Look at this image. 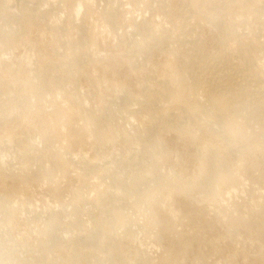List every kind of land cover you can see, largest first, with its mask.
Returning <instances> with one entry per match:
<instances>
[{
	"label": "rangeland",
	"instance_id": "1",
	"mask_svg": "<svg viewBox=\"0 0 264 264\" xmlns=\"http://www.w3.org/2000/svg\"><path fill=\"white\" fill-rule=\"evenodd\" d=\"M253 1L0 0V264H264V85L238 65L242 49L264 69V0ZM183 66L254 111L230 114L248 141L219 122L196 136L175 128L187 117L179 101L152 95ZM28 75L47 93L22 102L17 79ZM57 105L55 136L35 138L46 127L35 119ZM85 109L104 124L100 137ZM144 130L161 154L136 147ZM30 139L49 157L24 151ZM209 148L235 184L205 188L198 161ZM53 152L69 160L62 172ZM151 157L166 181L133 184Z\"/></svg>",
	"mask_w": 264,
	"mask_h": 264
},
{
	"label": "bare ground",
	"instance_id": "2",
	"mask_svg": "<svg viewBox=\"0 0 264 264\" xmlns=\"http://www.w3.org/2000/svg\"><path fill=\"white\" fill-rule=\"evenodd\" d=\"M253 2L255 3V5L257 4L256 1H253ZM255 9H257V8L255 7ZM21 10H23V8H21ZM76 12H78V11H76ZM4 35H5V38H8V37H6V34H4ZM8 35L9 34H7V36ZM10 36H9V38L11 39ZM9 38H8V42H10ZM5 40H7V39H5ZM241 50L238 49V54H239L238 65L239 66L242 65L241 67L244 68L243 70H247L249 72L248 74H250L251 76H255V80H254L255 82H257V83L259 82L262 85H264V76H263L264 69L260 65H258V63L255 61V59L252 55L248 54L247 52H241ZM4 53H6V52H4ZM236 55H237V53H236ZM2 61H3V59H2ZM184 68H185V66H183L181 68L182 71H176L172 75V77L168 78V81L170 82L169 84H166V86L157 87L155 90H153V95H152V97H155L159 100H162V99L163 100H172L173 98H176V100L179 101L178 102L179 104L176 103L177 108L180 111L184 112L187 117L185 119H179L178 118V122L176 123L175 128L180 129V130H184L186 127H191V129L189 128L192 132L191 136H196V134H197L196 130L210 129L211 131H214L215 128L212 127L213 124H215V123L218 124V122H219V124L220 123L222 124L221 126H222L223 131L230 130L235 136L242 138L241 141H248V138H249L248 131L244 130L243 127H235L234 126V120L230 119V114H232L231 112H233V114H234L236 109L239 112H242L243 109H246V111H248V113H250V114L247 113V115L249 116L250 120H252L255 117L254 111L249 112V110H251L250 107L246 106L244 103H243L244 105H242L241 103L243 101H241V100H240L241 103L238 102L236 105L235 102L233 101L234 97L230 93L231 91L230 92L227 91V92H224L223 94H219V92H217L214 89V87L209 86L210 84L206 85L205 84L206 82L203 84L202 79L200 80V78H198L200 73L198 74V77L194 76L193 79H188L186 74L183 72ZM239 70L241 71V69H239ZM197 71H196V73H197ZM17 80H18L19 86L16 89L19 92V95L22 99L21 100L22 102H28L29 98H31L32 95H36V94L41 95V94L47 93L46 83L43 82L41 79L40 80L32 79V78H29V75H28V76H24V77H18ZM203 80H205V79H203ZM210 82H212V81H210ZM210 82H208V83H210ZM218 83H219V81H218ZM215 86H218V85L215 84ZM222 86H223V84H222ZM240 87L241 86H239L238 93H240L241 95H245V96L248 95L251 98V95L249 92L250 89L248 90V89H246V87L245 88L242 87L240 89ZM255 87H257V86H255ZM174 90L176 91L175 96H174ZM248 96H247V98H248ZM152 97H149L148 100H150V98H152ZM247 98H246V100H247ZM25 100H27V101H25ZM236 102H237V100H236ZM261 103H262V101H261ZM238 104H241V106L239 107ZM205 105L209 106L210 109L207 110L205 108ZM247 108H249V110H247ZM87 111L85 109V112H86L85 117L87 118V120L89 121V123L91 125L97 126L96 135H97V137H100L105 131L104 124L102 123L101 119L99 117H97V115L91 114V110L89 112H87ZM246 111H245V114H246ZM63 113H65L64 110L61 107H58V105H57V108L54 111L50 112L49 114L48 113L45 114L46 116L44 115L43 117L42 116L39 117V114H38L37 117H39V118L36 117L37 120L35 119V122L40 123V124H44V125H46V127L40 131H37V135L35 138H37V136H39V138H41L44 141V140H47V138H48V140L51 139L49 137L55 136V132L52 128H56L55 124L59 121V118L63 115ZM235 113H237V112H235ZM41 114H43V113H41ZM214 114L219 115V117L215 116ZM238 114H240V113H238ZM242 114H243V112H242ZM239 116L242 117L241 114ZM216 117L219 119L214 120L213 118H216ZM243 117H244V115H243ZM28 119L30 120L29 122H32V120L30 118H27V120ZM258 119H260V120H258ZM261 119L264 120L263 112L260 114L259 117H257L258 121H263ZM251 124H252L251 121H249V123L245 126H250ZM168 126H169V123H168ZM182 128H184V129H182ZM115 130L119 131L120 128H117ZM59 131H60V138L63 137L62 139H65L64 138L65 136L62 134V131L61 130H59ZM146 133H147L146 130H144L141 135H138V138H137L138 142H137L136 147L138 148V146L142 145V146H140L142 148H139V149L140 150L144 149L145 150L144 153L145 152L146 153L153 152V153H160L161 154L162 150H163L161 147V143H160L161 141L155 140V139H149L148 136L145 135ZM149 135H151V134H149ZM130 140H131V138H130ZM213 141H214V139H213ZM33 142L34 141L31 139L29 141H27L25 143V145L23 146L24 151H27V150H35V151L37 150L38 151V150H40L39 147H36ZM138 144H140V145H138ZM43 148H45V147H43ZM217 149H218V147L215 146L214 151L218 152ZM43 150H42V152H43ZM35 151H33V152L35 153ZM137 151H138V149H137ZM212 152H213V150L209 148L208 151H205V153L202 154V156L200 157V160L198 161L200 163L199 170L201 169L200 174L202 177L206 178V179L203 178V180L211 181V182H208L205 184V188L207 190H214L215 189V187L210 185V184H213L214 182H216L217 184H224L225 182L226 183L230 182V180H231V182H233V180L236 178L235 176H238L234 173L236 170L232 169L233 165L230 168V170L231 169L232 170L231 171L229 170L230 172L228 171L229 173L225 175L224 174L225 169H229L230 161L227 160L226 156H223L226 159L220 158L218 163H214L215 155ZM41 153L38 151V153L35 154L34 159L38 158ZM43 153L46 154V152H43ZM45 154H43V155H45ZM32 156H34V154ZM50 156L52 157V159H55L56 164H54V166L56 168H58L59 170L61 169V172L64 170L65 166L69 165V160H67L64 157L62 152L61 153L60 152H56V153L53 152V154H51ZM47 157H49V156L47 155ZM145 164L147 165L146 168L144 169V172H146V174H145L146 180H144L145 177H143L142 175H139L138 177L134 178L133 180L130 179L131 181H133V184H142V182L156 181L155 184H157V186H158L161 184L162 179H163V181H166V177L161 175L162 174L161 171L156 170L159 166V165H157V158L156 157H151L150 159L145 161ZM1 166H2V164H1ZM151 166H153V168L156 170L155 172L150 170ZM45 172H46V170H45ZM48 176H49L48 178L52 179L53 174H50ZM233 177H235V178H233ZM46 178H47V176H46ZM54 181H56V180H54ZM190 181H195V180L193 179ZM233 183L235 184L236 182H233ZM237 184H239V183L237 182ZM132 188H134V186H132ZM156 188L158 189V192L163 190V188H161V187H156ZM216 194H218V193L216 192ZM152 195H155V194L152 193ZM168 199H169V197H168ZM150 205L152 206L151 203H150ZM150 209H151V207H150ZM171 213L173 214V212H171ZM121 215L123 217L127 216L124 213H121ZM174 217L175 216H173V218ZM154 218H156L155 215H154ZM126 219L112 218V219H110L109 226H112V229L114 231H116L117 228H119V227H124V228L126 227L124 230L126 232V229L128 228V226H127L128 222ZM172 221H173V219H172ZM154 223H158V222H156L154 219ZM129 229L130 228H128L127 231H129ZM130 232H131V230H130ZM127 234H125V235H127ZM129 234H131V233H129ZM115 236L116 235H114V237H113V241L116 240ZM132 237H133V234H132ZM132 237H130V238H132Z\"/></svg>",
	"mask_w": 264,
	"mask_h": 264
}]
</instances>
